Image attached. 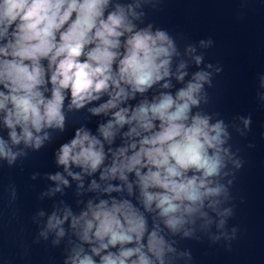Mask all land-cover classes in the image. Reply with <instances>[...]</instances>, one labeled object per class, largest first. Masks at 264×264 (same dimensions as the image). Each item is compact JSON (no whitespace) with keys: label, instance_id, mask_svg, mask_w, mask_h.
I'll list each match as a JSON object with an SVG mask.
<instances>
[{"label":"clouds","instance_id":"1","mask_svg":"<svg viewBox=\"0 0 264 264\" xmlns=\"http://www.w3.org/2000/svg\"><path fill=\"white\" fill-rule=\"evenodd\" d=\"M108 5L109 0H0L3 124L10 130L12 145L23 141L39 149L49 138L45 129L64 130L66 99L72 111L106 95L105 102L89 111L93 115L111 113L108 122L98 128L109 145L117 130L129 125L123 133L126 146L109 147L106 154L102 140L80 128L60 146L57 164L75 180H81V175L70 170L73 165L88 175L99 170L103 181H123L129 195L133 184L128 174L134 173L144 210H158L164 225L176 233L194 222L195 214L206 216L202 211L205 201L224 190L221 185H210L224 167L221 153L227 155L228 150L221 145L227 133L222 122L210 125L207 116H190L192 107L199 105L202 82L208 80L205 72H197L194 82L175 97L160 92L151 102L144 99L135 107H121L170 76L176 49L164 31L153 33L151 26L134 30L128 19L129 14L135 16L131 6L126 12L116 5L106 14ZM200 59L196 57L197 64ZM184 76L180 72L176 78L182 81ZM20 154L0 138V157L11 164ZM108 154L111 164L105 166ZM50 179L68 184L59 173ZM91 187L100 185L93 180ZM103 191L120 192L122 188L108 184ZM216 203L211 201L208 207L215 210ZM69 217L71 228L90 252L82 246L74 248L70 264H165V251H174L160 235L159 226L148 232L143 213L128 199H112L111 206L107 200L96 205L89 202L87 211L78 217L67 209L63 218L54 212L48 218V230L58 229L57 236H64L61 225ZM146 233L147 245L142 243Z\"/></svg>","mask_w":264,"mask_h":264}]
</instances>
